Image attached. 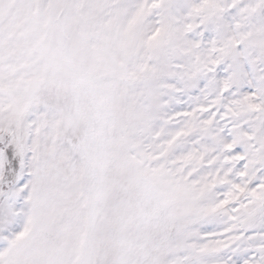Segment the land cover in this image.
Wrapping results in <instances>:
<instances>
[{"label": "snow or ice", "instance_id": "1", "mask_svg": "<svg viewBox=\"0 0 264 264\" xmlns=\"http://www.w3.org/2000/svg\"><path fill=\"white\" fill-rule=\"evenodd\" d=\"M0 264H264V0H0Z\"/></svg>", "mask_w": 264, "mask_h": 264}]
</instances>
